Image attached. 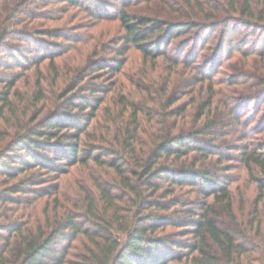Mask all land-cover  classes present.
<instances>
[{
    "label": "trees",
    "instance_id": "trees-1",
    "mask_svg": "<svg viewBox=\"0 0 264 264\" xmlns=\"http://www.w3.org/2000/svg\"><path fill=\"white\" fill-rule=\"evenodd\" d=\"M13 1V11L22 3H37V0ZM60 1L85 11L92 9L96 18L101 16L98 8L101 0ZM191 1L199 8L202 20L167 21L131 12L127 7L118 8L117 19L124 30L125 40L140 52L144 63L155 61L163 54L161 45L179 36L193 34L198 38L206 27L212 33L220 26L224 30L232 23L252 27L264 19L262 12L255 14L254 0H187L186 3L191 4ZM36 13L27 11V19L36 17ZM5 27L0 29V53L3 51L1 44L6 41L8 33L13 32ZM24 28L15 35L26 41L8 44V48L15 53L12 54L14 66L28 65V61L37 64L48 57L52 67H55L52 58L43 51L41 37L33 36V26ZM192 43L197 46V42ZM29 54H32L30 59L26 58ZM104 60L88 58L81 63L71 76L72 81L56 91L59 105L83 111L86 104L84 99L77 102L80 95L77 83L88 76L89 69L94 71L104 67L106 64L99 62ZM117 62L115 69L120 70L122 61ZM177 63L175 60L174 64ZM11 65L7 67H13ZM190 69L194 70L193 67ZM16 81L17 75L0 72V83L5 82V88L0 89V124H7L10 116L16 122L21 120L13 109L10 94ZM170 82L168 77L163 84L160 83L162 95L155 99L157 103L166 95ZM37 87L35 101L45 99L40 82H37ZM212 97L213 93H209L201 103L198 117L205 115V108L211 106ZM101 101L95 100L86 123L97 116ZM175 101L169 100L165 110ZM33 107L30 125L25 128L20 126L13 137L0 127V264H169L180 255V252L173 251L174 247L190 246H185L167 233L168 227H181L195 237L191 247L196 253L191 256L189 264H245L251 260L252 254L237 241L235 231L221 227L211 216L215 202L225 201V207L231 209L225 181L216 188L217 170L210 166H196L193 161L187 162V158H183L189 155V151H196L205 158L212 155L209 153H215L213 146L201 135L210 133L216 122L208 120L199 129L181 128L174 122L155 132L146 149V144L138 148L137 133H134L139 114L144 115L145 111L134 103H123L116 114L113 112V117L110 113V116H104L106 125L98 135L86 132L80 124L72 129L73 122H69L70 117L65 114L67 109H49L37 119L42 111ZM127 110L129 114L125 116ZM26 111H21L20 116L26 115ZM153 112H148L150 120ZM156 115L163 116L159 109ZM120 120L126 122V128L124 124L117 126ZM134 121L138 122L131 129L130 124ZM111 128L122 136V140L117 139L119 143L123 142L121 146L111 143L107 132ZM97 149L107 154L97 153ZM243 155L248 165L253 163L264 172L262 154ZM169 159H174V163L168 164ZM74 165L90 167L93 171L96 168L92 173L95 193L79 184L75 201L61 193L59 183V177ZM107 169L113 174L111 180H104L101 174ZM252 177L261 198L264 195V180ZM156 180L167 182V186L164 188ZM198 183L203 188L196 189L197 196L191 201L194 206H187L189 204L176 198H165L174 194L176 187H193ZM210 195L213 196L211 204L205 201ZM178 202L182 207L172 210ZM197 209L201 210L200 213ZM205 234L218 246L223 259L210 253Z\"/></svg>",
    "mask_w": 264,
    "mask_h": 264
},
{
    "label": "rangeland",
    "instance_id": "rangeland-1",
    "mask_svg": "<svg viewBox=\"0 0 264 264\" xmlns=\"http://www.w3.org/2000/svg\"><path fill=\"white\" fill-rule=\"evenodd\" d=\"M186 1L101 0L98 5L101 16L96 18L92 9L85 11L60 0H37L36 4L29 2L26 5L22 3L16 11L12 10L15 4L13 0H0V24L4 23L0 29L6 26L8 31H13L8 33L6 41L1 44L3 51L0 53V72L4 71L9 76L17 75L10 94L13 109L21 119L16 122L10 116V121L7 124L2 122L0 127L7 131L8 136L11 133L10 136L13 137L20 126L25 128L30 125L33 106L42 111L37 119L49 109L62 110L64 105H59L56 91L72 81L71 76L85 60L105 58L104 61H99L106 64L104 67L94 71L89 69L88 76L77 83V88H80L77 91L80 94L77 102L84 99L86 108L83 111L77 107L64 108L68 110L65 114L70 117L69 122H73L72 129L80 124L81 128H86V132L98 135L106 125L104 116L112 114L110 117H113V112L116 114L123 103H134L145 111L144 115L139 114L138 126L134 128L138 139L136 144L138 148L146 144L147 149L152 135L174 122L185 129L202 128L208 120L216 122L210 133L204 132L201 135L213 146L215 153H209L212 155L205 158L196 151H189V155L183 158H187V162L193 161L196 166H210L217 170L216 188L225 181L231 209L225 207V201L215 202L212 204L211 216L221 227L234 230L237 241L252 254L251 260L245 264H264V195L259 197L260 190L252 177L254 175L264 180V172L253 163L248 165L243 155L257 153L264 157V19L252 27L232 23L224 30L220 26L212 33L206 27L201 30L198 38L193 34L179 36L161 45L163 54L155 61L147 60L145 63L140 52L132 44H127L124 30L117 19L118 8L127 7L131 12L167 21L187 18L202 20L203 15L196 4L193 1L187 4ZM254 1L255 14H264V0ZM38 3L40 7H36ZM29 10L37 12L36 17L27 19L29 17H26V13ZM27 25L33 26L34 37H41L42 48L45 49L43 51L52 58L56 68L52 67L48 57L37 64L28 61V65L24 63L20 67L14 66L12 54L15 53L8 48V44H19L22 39L15 34ZM194 41L197 42L195 47L192 43ZM31 56L29 54L26 58L30 59ZM175 60L178 61L177 65L174 64ZM117 61H122L120 70L115 69ZM8 65L13 67L8 68ZM96 74L98 77H95ZM168 77L170 87L166 95L161 97L160 103H157L155 99L162 95L160 86ZM37 82L41 84L45 99L35 101L39 89ZM4 84L5 82L0 83V89L5 88ZM209 93H213L211 106L205 108V115L198 117L200 105ZM96 99L102 100L97 116L86 123L85 119ZM172 99L176 101L165 110ZM179 108L181 110L177 111ZM24 109L28 110L26 115L20 116ZM157 109L163 116L156 115ZM182 109L184 111L181 113ZM150 111H154L151 120L148 115ZM128 114L129 110L125 116ZM137 122L130 124L131 129ZM123 124L126 128V122L121 120L117 126L121 127ZM107 132L111 143L121 146L123 142L119 143L117 139L122 140V136L113 128ZM115 135L119 136L114 138ZM96 152L107 154L102 149H97ZM173 160L169 159L167 163H174ZM95 171L96 168L93 171V168L82 165L72 166L66 174L59 177L61 193L75 201L79 184L95 193L92 181V173ZM102 172L104 180L112 179L110 169ZM156 181L161 182L164 188L167 186V182ZM191 186L176 187L175 193L165 198H176L189 204L187 206H194L191 201L197 196L196 189L203 187L199 183ZM205 201L211 204L213 196L210 195ZM181 207L178 202L172 210ZM197 210L200 213L201 210ZM166 230L185 246H190L174 247L173 251L180 252V255L175 254L176 260L169 264H189L191 256L196 253L191 247L196 241L193 234L186 233V229L181 227H168ZM205 239L210 253L223 259L222 252L207 234Z\"/></svg>",
    "mask_w": 264,
    "mask_h": 264
}]
</instances>
